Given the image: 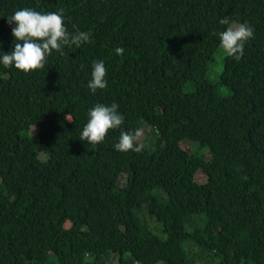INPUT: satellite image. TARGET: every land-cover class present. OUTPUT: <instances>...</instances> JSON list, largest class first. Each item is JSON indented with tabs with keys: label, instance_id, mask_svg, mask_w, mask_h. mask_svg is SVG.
I'll use <instances>...</instances> for the list:
<instances>
[{
	"label": "trees",
	"instance_id": "1",
	"mask_svg": "<svg viewBox=\"0 0 264 264\" xmlns=\"http://www.w3.org/2000/svg\"><path fill=\"white\" fill-rule=\"evenodd\" d=\"M21 7L63 9L92 38L28 73L0 65V264H264V0H0L4 51ZM225 16L254 36L216 84ZM112 102L124 123L81 140L88 109ZM136 128L139 151L114 148Z\"/></svg>",
	"mask_w": 264,
	"mask_h": 264
},
{
	"label": "clouds",
	"instance_id": "2",
	"mask_svg": "<svg viewBox=\"0 0 264 264\" xmlns=\"http://www.w3.org/2000/svg\"><path fill=\"white\" fill-rule=\"evenodd\" d=\"M6 17L15 39L10 51H4L0 43V65L14 67L24 73L44 68L53 50L63 53L66 45L79 46L92 38L90 30L69 32L63 9L38 11L32 7H21ZM219 23L227 26L219 32L220 51L224 56L241 59L246 42L254 36L253 26L248 22L230 21L226 16ZM125 51L122 46L114 49L117 55H123ZM87 86L93 93L108 86L107 67L103 59L93 61ZM118 109L116 102L96 103L90 107L79 138L89 144L102 142L110 129L119 128L125 121V116ZM141 134V128L121 129L114 148L120 151H139L136 141Z\"/></svg>",
	"mask_w": 264,
	"mask_h": 264
},
{
	"label": "rangeland",
	"instance_id": "3",
	"mask_svg": "<svg viewBox=\"0 0 264 264\" xmlns=\"http://www.w3.org/2000/svg\"><path fill=\"white\" fill-rule=\"evenodd\" d=\"M226 56H224L222 54L221 51H219L216 55V59L211 63L210 65V68H209V79L213 82V83H216L218 84L220 82V79H221V75L224 71V66H225V59ZM196 89V86H195V83L193 82H188L185 86V90L186 92H194ZM218 94L222 97H228L232 94V90L231 88L227 87V86H223V85H218ZM33 132L35 134H38L39 131H40V128L38 126H34L33 128ZM149 127L146 125L145 128H144V133L147 134L149 132ZM148 143H150V149L153 148V146L151 145V141H148ZM184 146L186 147H189L191 149H195L196 146L191 142V141H187L185 142ZM203 151H210L209 149H204ZM41 159L43 160H47L48 159V156L45 155V154H41L40 155ZM197 179L199 181H204L205 180V176L199 172L198 175H197ZM127 180V177L125 174H122L121 177H120V180H119V183L122 185L126 182ZM153 221V220H151ZM153 225H157L156 221L154 220L153 221ZM159 225V223H158ZM158 233L160 234V231H158ZM118 255H112L110 258L107 259V261L110 263V264H117L118 263Z\"/></svg>",
	"mask_w": 264,
	"mask_h": 264
}]
</instances>
